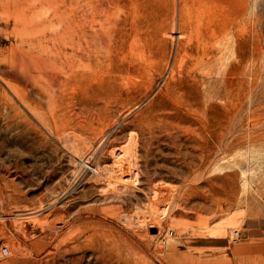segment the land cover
Segmentation results:
<instances>
[{"label":"rangeland","instance_id":"1","mask_svg":"<svg viewBox=\"0 0 264 264\" xmlns=\"http://www.w3.org/2000/svg\"><path fill=\"white\" fill-rule=\"evenodd\" d=\"M263 188L264 0H0V264H264Z\"/></svg>","mask_w":264,"mask_h":264},{"label":"bare ground","instance_id":"2","mask_svg":"<svg viewBox=\"0 0 264 264\" xmlns=\"http://www.w3.org/2000/svg\"><path fill=\"white\" fill-rule=\"evenodd\" d=\"M49 14H50V7H47L46 15H44V16L41 15L40 12L37 13V15H39V18L40 19L44 18L45 19V22H47V23H53L54 22V19H55V16H51L50 17ZM94 16H95V12H94L93 8H89V10H87L85 13H82V17L80 18L81 21H87V22L90 23V29L93 32L92 34L89 35L91 39L90 40H86V43L88 45L94 44V38H95V35H96V32H97V30L94 28V22H97L96 20L94 21V18H95ZM55 20H57V19H55ZM77 46H78V49H81V44L78 43ZM15 50L16 49H13L11 51V60H12V62L18 61V59H19L18 58V52L19 51H15ZM55 54H57V53H55ZM55 54H53V55L55 56ZM55 57L58 58L57 55ZM20 59H22V65L25 68H32L33 66L36 67V71L39 73V75L36 78H37V81H39L38 83H40V85L39 84L38 85L37 84L34 85L32 83L31 78L24 77L22 75H18L20 72H18V74H17L14 70L13 71H10V72L8 71L9 73H7V77L10 78V80H11V83L10 84L8 83V84H9V86L11 85L10 87L13 88L14 92L17 95L21 96L22 103L25 105V107H27L28 109L32 110L33 111L32 112L33 115H35L37 117V119L41 123H43V117L45 115V112L44 111H46V110H44V108L40 105V103H36L37 101L36 102L29 101L28 100V97H29L28 95H30V94L32 95V92H34V90H38L40 93L43 94V96L50 94V88H49V86L47 85L46 82H44L42 80V74L41 73L44 72V70H42L41 68H39V66L42 65V63H43L42 60H46V57L45 58H39V57H36L35 56L34 59L32 58L33 60L30 59V58L28 59V57H22ZM13 68H15V67H13ZM17 71H19V70H17ZM2 75H4V73ZM94 75H96V74H94ZM33 81H34V79H33ZM33 98H34V96H33ZM48 102H49V100H48ZM46 103H45V105H46ZM48 117H51V116H47V118L45 117V119H48ZM50 120H51V118H50ZM44 122H46V120ZM46 124H48V122ZM262 191L264 192V188H263ZM77 223H78V221H74V223L72 225V230H67L64 233L65 234L64 236L67 237V238L66 237L65 238L63 237L65 240L66 239L73 240L72 242H74L75 240H77L78 237H77L76 233L79 230V227H78ZM8 241H11V239L9 238ZM61 241H63V240L61 239ZM81 247H82L81 245L76 244V245L72 246L71 249L72 250H76V249L79 250V249H81ZM65 250L67 252L70 251V250H67V249H65Z\"/></svg>","mask_w":264,"mask_h":264},{"label":"crops","instance_id":"3","mask_svg":"<svg viewBox=\"0 0 264 264\" xmlns=\"http://www.w3.org/2000/svg\"><path fill=\"white\" fill-rule=\"evenodd\" d=\"M241 231V241L233 247L234 256L264 259V220L245 219Z\"/></svg>","mask_w":264,"mask_h":264},{"label":"built area","instance_id":"4","mask_svg":"<svg viewBox=\"0 0 264 264\" xmlns=\"http://www.w3.org/2000/svg\"><path fill=\"white\" fill-rule=\"evenodd\" d=\"M170 233H172V231H170ZM232 237H233V240L235 241L236 239L240 237V232L238 230L232 231ZM4 251H6V248L4 247V244L2 240L0 239V259L4 255Z\"/></svg>","mask_w":264,"mask_h":264},{"label":"water","instance_id":"5","mask_svg":"<svg viewBox=\"0 0 264 264\" xmlns=\"http://www.w3.org/2000/svg\"><path fill=\"white\" fill-rule=\"evenodd\" d=\"M151 231L154 233V232H156V229L155 228H152Z\"/></svg>","mask_w":264,"mask_h":264}]
</instances>
